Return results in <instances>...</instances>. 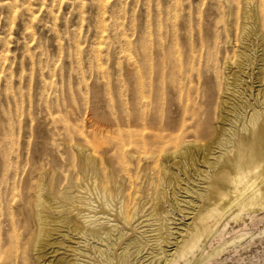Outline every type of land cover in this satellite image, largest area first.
<instances>
[{"label":"bare ground","instance_id":"obj_1","mask_svg":"<svg viewBox=\"0 0 264 264\" xmlns=\"http://www.w3.org/2000/svg\"><path fill=\"white\" fill-rule=\"evenodd\" d=\"M263 1L229 4L223 59L200 38L175 60L165 117L75 145L88 196L44 172L24 213L0 211V264H208L241 240L221 231L264 210Z\"/></svg>","mask_w":264,"mask_h":264},{"label":"rangeland","instance_id":"obj_2","mask_svg":"<svg viewBox=\"0 0 264 264\" xmlns=\"http://www.w3.org/2000/svg\"><path fill=\"white\" fill-rule=\"evenodd\" d=\"M242 1L0 0V211L24 213L44 172L64 195L88 196L75 145L165 117L175 60L200 38L223 59L228 6ZM221 234L241 240L208 264H264V210Z\"/></svg>","mask_w":264,"mask_h":264}]
</instances>
